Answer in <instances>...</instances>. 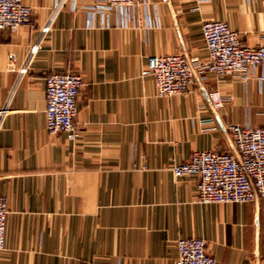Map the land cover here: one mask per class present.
<instances>
[{"label":"crops","instance_id":"crops-1","mask_svg":"<svg viewBox=\"0 0 264 264\" xmlns=\"http://www.w3.org/2000/svg\"><path fill=\"white\" fill-rule=\"evenodd\" d=\"M22 1L30 24L0 30V264H175L179 238H202L214 264H264L263 198L202 203L198 177L170 171L196 150L235 151L230 123L264 128V62L245 76L196 69L167 97L140 74L149 55L205 62L207 20L264 44V0ZM52 73L82 77L75 140L46 129Z\"/></svg>","mask_w":264,"mask_h":264},{"label":"built area","instance_id":"built-area-1","mask_svg":"<svg viewBox=\"0 0 264 264\" xmlns=\"http://www.w3.org/2000/svg\"><path fill=\"white\" fill-rule=\"evenodd\" d=\"M96 1L114 7L129 6L134 2ZM30 16L31 8L22 0H0V30L29 25ZM201 32L208 52L205 62L181 53L147 56L140 74L153 78L159 96H173L186 91L196 78V69L216 77L245 76L249 68L264 62V44H243L239 32L230 28L225 21H204ZM82 83V77L74 73H52L46 77L45 116L49 133L63 131L69 140L77 138L73 119L77 113L76 101ZM207 96L215 108L223 106L217 91H208ZM226 129L235 151L196 150L189 160L174 163L170 167L171 173L175 177L196 175L197 199L202 203L252 202L257 197L264 199V128H243L230 123ZM7 214L6 198L0 195V250L4 249ZM175 244V264H214V258L207 253L202 238H179Z\"/></svg>","mask_w":264,"mask_h":264},{"label":"water","instance_id":"water-1","mask_svg":"<svg viewBox=\"0 0 264 264\" xmlns=\"http://www.w3.org/2000/svg\"><path fill=\"white\" fill-rule=\"evenodd\" d=\"M206 96H207V94H206ZM208 97V96H207Z\"/></svg>","mask_w":264,"mask_h":264}]
</instances>
